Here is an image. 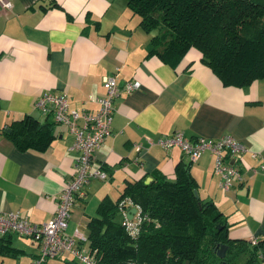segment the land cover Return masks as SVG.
Returning <instances> with one entry per match:
<instances>
[{
    "label": "crops",
    "instance_id": "crops-1",
    "mask_svg": "<svg viewBox=\"0 0 264 264\" xmlns=\"http://www.w3.org/2000/svg\"><path fill=\"white\" fill-rule=\"evenodd\" d=\"M139 21L126 0H11V7L0 6V211H19L34 223L49 220L78 153L71 147L74 135L58 123L46 149H20L5 134L11 121L28 113L54 121L37 105L49 89L66 90L70 107L96 111L103 76L116 73L121 86L130 79L140 85L121 89L115 98L111 132L94 153V162L109 176L92 178L86 195L76 196L65 232L86 235L104 195L116 199L127 180L151 177L153 171L173 178L176 164L183 162L199 195L226 215L230 238L264 236V78L245 87L225 85L194 47L178 63L164 61L150 53L153 31ZM175 130L188 137L230 134L246 144L251 150L227 157L244 180L224 190L212 153L191 160L176 145L165 149L147 141ZM9 237L22 252L0 257V264H31L39 242L13 232ZM75 240L88 249L79 236ZM70 258L65 252L48 264Z\"/></svg>",
    "mask_w": 264,
    "mask_h": 264
},
{
    "label": "trees",
    "instance_id": "trees-1",
    "mask_svg": "<svg viewBox=\"0 0 264 264\" xmlns=\"http://www.w3.org/2000/svg\"><path fill=\"white\" fill-rule=\"evenodd\" d=\"M126 1L140 16V26L153 31L150 53L162 60L178 63L194 47L225 85L245 87L264 78V0ZM54 124L28 113L3 131L20 149L44 150L55 138ZM150 176L149 181L127 180L116 199L104 195L98 202L85 235L95 264L264 263V236L230 238L223 211L212 199L195 193L198 183L189 164L178 162L173 178L157 171ZM131 202L142 208L137 232L122 223L121 210ZM9 234L0 236V257L22 252L10 244ZM222 244L227 248L220 257L216 251ZM64 264L81 263L72 257Z\"/></svg>",
    "mask_w": 264,
    "mask_h": 264
},
{
    "label": "built area",
    "instance_id": "built-area-1",
    "mask_svg": "<svg viewBox=\"0 0 264 264\" xmlns=\"http://www.w3.org/2000/svg\"><path fill=\"white\" fill-rule=\"evenodd\" d=\"M0 6L11 7V0H0ZM118 69L119 67H116V70ZM102 82L104 93L95 98L98 103L96 111L70 107L68 94L64 89L45 90L37 98V105L42 111L52 113L54 122L65 125L68 131L74 135L71 147L78 153L74 160L73 175L58 193L55 212L49 220L34 223L19 211L6 213L0 211V236L4 233L16 232L39 242L38 255L31 264H41L46 259L61 256L65 252H68L81 264H95L88 249L84 250L76 244L75 235L83 240L86 239L85 235L78 231L74 235L66 233L65 228L75 195H84L86 193L85 185L92 178L106 179L108 177V171L101 164L94 162V153L111 132L115 97L120 94L121 89L130 92L140 85L137 79H130L121 86L116 79V73L104 75ZM147 141L149 143L156 142L165 149L177 145L192 160H195L204 151L212 153L214 155V172L220 177V186L224 190L229 189L234 180H243L240 169L233 163H229L225 153L236 156L251 150L250 147L230 134L218 137L201 135L188 137L183 131L175 130L168 135H161L155 140L148 138ZM134 147L136 150H140L142 146L141 143L136 142ZM255 153L253 151V154ZM260 166L264 168V164ZM131 207H135V211L129 218ZM141 210V206L133 202L130 205H124L121 210L122 223L132 232L138 230L137 224L142 218Z\"/></svg>",
    "mask_w": 264,
    "mask_h": 264
},
{
    "label": "water",
    "instance_id": "water-1",
    "mask_svg": "<svg viewBox=\"0 0 264 264\" xmlns=\"http://www.w3.org/2000/svg\"><path fill=\"white\" fill-rule=\"evenodd\" d=\"M151 179V177H147L146 181H149ZM195 193L198 195V192L195 191ZM135 211V207H131L130 208V213L128 214V217L131 218L132 217V213ZM226 248L227 245L226 244H222L218 249H217V255L222 257L224 256L225 252H226Z\"/></svg>",
    "mask_w": 264,
    "mask_h": 264
},
{
    "label": "rangeland",
    "instance_id": "rangeland-1",
    "mask_svg": "<svg viewBox=\"0 0 264 264\" xmlns=\"http://www.w3.org/2000/svg\"><path fill=\"white\" fill-rule=\"evenodd\" d=\"M59 124V123H58ZM232 158H234V157H232ZM233 162V161H232ZM231 161H229V163H232ZM244 179V178H243ZM120 217H121V214H120V212L117 214V218H119L120 219ZM13 233H15V235H18L19 237H23L24 239H27L28 240V242H30L31 241V237H29V236H24V235H20V234H18V233H16V232H13ZM87 240H84L83 241V243H82V245L83 246H86L87 245ZM60 262L61 261H59V263H58V261H52V263H50V264H60ZM43 264H48V262H45V263H43Z\"/></svg>",
    "mask_w": 264,
    "mask_h": 264
}]
</instances>
